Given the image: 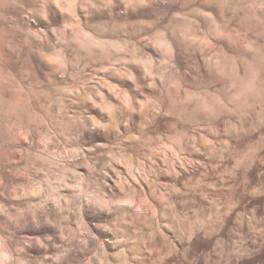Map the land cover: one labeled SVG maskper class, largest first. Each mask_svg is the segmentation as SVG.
<instances>
[{
    "label": "clouds",
    "instance_id": "9594fccd",
    "mask_svg": "<svg viewBox=\"0 0 264 264\" xmlns=\"http://www.w3.org/2000/svg\"><path fill=\"white\" fill-rule=\"evenodd\" d=\"M0 264H264V0H0Z\"/></svg>",
    "mask_w": 264,
    "mask_h": 264
}]
</instances>
